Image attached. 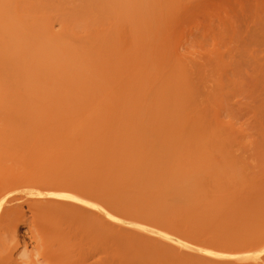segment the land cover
<instances>
[{"label": "rangeland", "instance_id": "obj_1", "mask_svg": "<svg viewBox=\"0 0 264 264\" xmlns=\"http://www.w3.org/2000/svg\"><path fill=\"white\" fill-rule=\"evenodd\" d=\"M138 1L139 18L136 22H131V16L129 19L135 33L112 42L107 35L112 19L109 4L56 0L53 9L67 16L76 31L86 36L85 41L76 43L77 51L67 56L44 41L28 81L18 75L16 94L19 90L26 101L27 119L20 129L24 133L98 138L92 141L95 144L88 142L106 155L109 182L122 183L118 185L121 196L130 194L141 200L142 216L152 202V227L160 229L165 223L162 218L175 208L183 212L194 207L199 212L196 208L202 196L215 191L209 176L217 167L224 165L230 171L248 166L255 141L264 148V16L247 14L248 9L233 2V8L215 13L226 17L225 22L230 19L229 26L215 15L208 20L204 0H191L186 23L154 26V0ZM23 13L39 16L40 9L35 4ZM12 18H17L15 12ZM212 28L213 32L206 31ZM219 33L224 37L219 39ZM134 46L139 54L133 53ZM20 54L16 69L26 71L23 59L29 55V46ZM166 70L177 79L171 98L155 88ZM38 80L41 91L34 87ZM184 130L185 136H194L186 145L187 152H182L177 141ZM203 143L214 159L208 170L201 168L203 161L191 162ZM228 161L231 164L225 165ZM123 183H128L127 188ZM153 184L154 197L146 199ZM116 195L110 193V200H118ZM164 227L157 231L147 227L150 235L143 234L157 241L162 237L157 233ZM19 230L25 236V229ZM183 234L179 235L182 244L178 251L191 256L189 250L194 254L196 248Z\"/></svg>", "mask_w": 264, "mask_h": 264}, {"label": "bare ground", "instance_id": "obj_2", "mask_svg": "<svg viewBox=\"0 0 264 264\" xmlns=\"http://www.w3.org/2000/svg\"><path fill=\"white\" fill-rule=\"evenodd\" d=\"M55 1L0 0V264H264L262 142L256 140L253 144L255 151L250 165L235 166L230 171L220 165L214 170L209 184L215 191L202 196L196 208L199 212L194 207L183 212L175 208L162 218L166 228L161 225L160 229H153L154 204L150 202L148 212L142 216L141 200L130 194L122 197V183L109 182L106 155L91 146L98 138L92 141L93 135L89 138L87 135L88 139L85 135L81 138L55 135L59 137L55 138L20 130L27 113L25 98L18 95L19 90L16 94L18 75L28 81V73L34 70L44 41L63 56L73 54L78 48L76 43L85 41L86 36L76 31V25L53 9ZM98 1L109 4L112 19L108 22L107 35L112 42L135 33L130 30L129 19L131 16V22H136L139 18L138 0ZM190 2L154 0V26L186 23ZM233 2L240 9H248L247 14L264 16V0H204L208 20L218 16L220 10L233 8ZM35 4L39 6V16L23 13ZM14 12L19 20L12 18ZM220 16L218 19L223 22L226 13L224 18ZM226 22L231 26L230 19ZM206 31L211 33L213 28ZM222 34H218L219 39L224 37ZM26 46H29V55L23 59L26 71H21L16 69L15 62L22 59L20 53ZM139 52L138 46H134L133 53ZM172 73L163 72V78L155 85L169 98L177 85ZM39 85L41 80L34 87ZM184 132L177 141L184 148L182 152H187L186 145L194 136H185ZM88 140L93 144L89 145ZM206 150L204 143L201 144L191 161H203L204 170L214 163L212 151ZM117 188L120 192L117 195L124 200L115 197L110 200V193L116 195ZM145 194L146 199L154 197V184ZM146 226L165 230L157 233L162 237L156 241L146 237L150 235ZM20 227L25 229L26 237L19 235ZM171 232L175 236L169 235ZM182 232L185 239H191L187 243L196 248L194 254L189 250L191 256L178 251Z\"/></svg>", "mask_w": 264, "mask_h": 264}]
</instances>
